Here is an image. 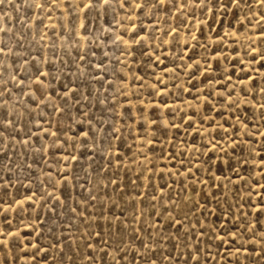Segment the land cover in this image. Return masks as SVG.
I'll return each instance as SVG.
<instances>
[{"label": "rangeland", "instance_id": "1", "mask_svg": "<svg viewBox=\"0 0 264 264\" xmlns=\"http://www.w3.org/2000/svg\"><path fill=\"white\" fill-rule=\"evenodd\" d=\"M0 49V264H264V4L4 0Z\"/></svg>", "mask_w": 264, "mask_h": 264}, {"label": "snow or ice", "instance_id": "2", "mask_svg": "<svg viewBox=\"0 0 264 264\" xmlns=\"http://www.w3.org/2000/svg\"><path fill=\"white\" fill-rule=\"evenodd\" d=\"M109 2V0H103V3L107 4ZM161 3H163V0H160ZM260 4H264V0H259ZM4 0H0V4H3ZM0 51H2V49H0ZM0 95H2V93H0ZM0 135H2V133H0ZM73 159H75L73 157ZM0 235H3V233H0ZM0 245H7V241L6 240H0Z\"/></svg>", "mask_w": 264, "mask_h": 264}, {"label": "bare ground", "instance_id": "3", "mask_svg": "<svg viewBox=\"0 0 264 264\" xmlns=\"http://www.w3.org/2000/svg\"><path fill=\"white\" fill-rule=\"evenodd\" d=\"M186 106V105H185Z\"/></svg>", "mask_w": 264, "mask_h": 264}]
</instances>
